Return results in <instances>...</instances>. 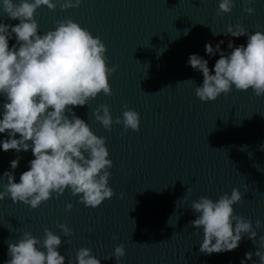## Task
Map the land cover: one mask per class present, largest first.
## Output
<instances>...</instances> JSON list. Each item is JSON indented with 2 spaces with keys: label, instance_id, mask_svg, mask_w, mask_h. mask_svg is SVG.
I'll return each mask as SVG.
<instances>
[{
  "label": "water",
  "instance_id": "water-1",
  "mask_svg": "<svg viewBox=\"0 0 264 264\" xmlns=\"http://www.w3.org/2000/svg\"><path fill=\"white\" fill-rule=\"evenodd\" d=\"M218 4L219 0H83L80 7L66 11H37L41 32L70 18L104 42L108 67L118 66L109 79L112 95L101 93L75 109L96 135L106 138L114 195L94 209L78 203L70 191L54 195L37 209L0 200V264L8 258L7 243L17 242L25 232L42 239L45 228L65 240L59 251L73 264L82 247L90 248L101 264H115L114 258H105L121 243L126 251L122 264H239L245 252H255L252 242L244 240L232 252L202 254L203 231L190 225L196 215L190 209L192 201L201 196L215 201L233 188L242 193L235 213L254 227L257 219L264 225V97L233 89L216 101L201 102L195 88L203 77L186 66L189 54L204 56L206 42L215 46L223 40L225 51H230L229 39L246 45V37L212 35L225 32L229 24L241 23L249 33L264 31V0L251 5L235 0L232 12L223 16L216 14ZM248 6L254 14L244 11ZM218 58L209 60L210 68ZM100 105L110 108L114 120L122 116L125 105L135 110L139 131L125 132L122 124L105 130L93 116ZM16 155L22 157L15 173L19 182L33 158L31 151L0 150V176ZM4 183L6 178L0 177V190ZM68 203L71 210H66ZM58 224H66L72 234L64 237ZM262 235L264 226L257 239Z\"/></svg>",
  "mask_w": 264,
  "mask_h": 264
},
{
  "label": "clouds",
  "instance_id": "clouds-1",
  "mask_svg": "<svg viewBox=\"0 0 264 264\" xmlns=\"http://www.w3.org/2000/svg\"><path fill=\"white\" fill-rule=\"evenodd\" d=\"M82 2L0 0V134L4 137L0 139V150L17 154L31 151L33 157L27 170L19 175V182L15 173L22 157L16 155L9 162V169L0 176L6 178L0 200L8 198L12 203L37 209L54 195L58 198L70 191L78 197V203L94 209L114 195L109 186L113 161L106 138L96 135L75 109L87 106L101 93L112 95L109 79L118 66L108 67L104 42L74 20H58L52 29L41 32L36 19L42 7L66 11L80 7ZM253 2L245 0L248 5ZM234 7L235 0H219L216 14L231 13ZM244 11L252 15L255 10L248 6ZM212 35L246 37L247 41L237 46L229 39L230 51L222 50L223 40L215 46L206 42L204 56L189 54L186 66L203 77L195 88L197 98L205 103L216 101L233 89L251 90L256 97H264V31L249 33L237 23ZM216 56L219 58L210 68L209 60ZM124 108L115 120L107 105L96 108L93 116L105 130L122 124L125 132H138L139 113L127 105ZM241 200V191L233 188L230 195L224 193L215 201L201 196L191 202L190 209L196 215L190 225L203 231L199 251L205 255L232 252L249 240L256 250L245 252L239 264H264V235L257 239L264 225L257 219L254 227L251 220L235 213L234 205ZM72 207L68 203L66 210ZM57 227L64 237L72 234L66 224ZM64 244L65 240L48 228L42 239L25 232L17 242L7 243L4 264H73L68 259L66 262L59 251ZM125 255L121 243L105 260L114 258L115 264H122ZM75 264H101V259L93 256L90 248L82 247L76 253Z\"/></svg>",
  "mask_w": 264,
  "mask_h": 264
}]
</instances>
